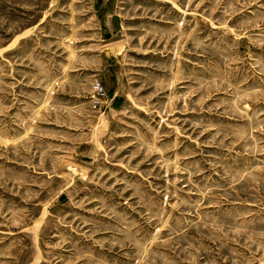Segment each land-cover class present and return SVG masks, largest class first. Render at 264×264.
<instances>
[{
	"label": "rangeland",
	"instance_id": "1",
	"mask_svg": "<svg viewBox=\"0 0 264 264\" xmlns=\"http://www.w3.org/2000/svg\"><path fill=\"white\" fill-rule=\"evenodd\" d=\"M0 264H264V0H0Z\"/></svg>",
	"mask_w": 264,
	"mask_h": 264
},
{
	"label": "built area",
	"instance_id": "2",
	"mask_svg": "<svg viewBox=\"0 0 264 264\" xmlns=\"http://www.w3.org/2000/svg\"><path fill=\"white\" fill-rule=\"evenodd\" d=\"M95 89H97V90H102V87L99 85V83H96V85H95Z\"/></svg>",
	"mask_w": 264,
	"mask_h": 264
}]
</instances>
